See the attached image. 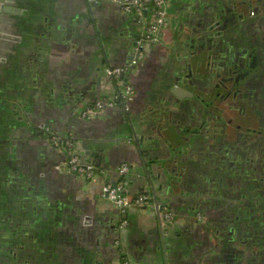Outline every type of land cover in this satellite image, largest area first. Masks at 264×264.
Here are the masks:
<instances>
[{
    "label": "crops",
    "instance_id": "crops-1",
    "mask_svg": "<svg viewBox=\"0 0 264 264\" xmlns=\"http://www.w3.org/2000/svg\"><path fill=\"white\" fill-rule=\"evenodd\" d=\"M0 2L14 10L0 12V31L10 36L0 37V264H115L117 209L103 197L102 179L86 185L58 172L55 165L66 151L53 146L40 126L72 133L82 157L99 158L105 170L141 161L147 148L154 151L150 140L145 145L146 137L162 136L174 144L178 123L172 119L179 104L173 114L167 92L184 85L175 78L188 73L190 43L199 38L213 46L217 40L264 36V17L248 16V0H169L162 43L147 44L127 76L137 90L130 119L126 123L127 114L115 108L89 121L73 115L72 107L116 94L105 69L129 61L140 35L137 20L107 0ZM253 2L264 7V0ZM136 133L144 138L143 153L134 142ZM109 170L112 181L116 174ZM141 176L144 170H132L133 194L150 189ZM167 201L188 216L180 198ZM84 216L91 224L83 223ZM127 217L130 246L143 264H166V252L184 262V248L198 257V231L190 223L172 242L163 236L153 208Z\"/></svg>",
    "mask_w": 264,
    "mask_h": 264
},
{
    "label": "flooded vegetation",
    "instance_id": "flooded-vegetation-1",
    "mask_svg": "<svg viewBox=\"0 0 264 264\" xmlns=\"http://www.w3.org/2000/svg\"><path fill=\"white\" fill-rule=\"evenodd\" d=\"M248 5L250 18L257 19L259 15L264 17V7H260L259 3L248 0ZM4 8V3L0 2V10ZM163 33L160 42H147L144 50L147 44L162 43ZM11 36L18 39V36ZM0 37L10 38L2 31ZM139 39L134 41L132 45L134 48L138 45ZM199 40L198 38V43L194 41L190 43L191 47L194 43L192 47L194 50L189 58L195 59L188 63L191 69L186 67L188 73L176 77L181 78L179 81L184 84L183 86L179 84L182 87L180 94L183 98L173 101L175 97L170 93L172 88L167 92V97L173 101L170 106L173 114H178L179 111V115H175L172 123H178L174 142L184 144L185 147L183 162L178 164V167H172L174 171L171 173L168 189L158 194L150 188L144 193L148 196L151 208L156 211L160 222H163L162 213L165 208L172 213L173 226L171 228H166L167 225L162 224L160 226L163 236L170 241L174 242L172 239L183 233L188 223L193 228L198 223V257L194 252L184 248L186 257L184 262L179 261L178 257L172 258L171 253L168 255V264H264V36H254L243 41L217 40L213 46ZM225 46L227 48H223ZM143 54L140 57L136 56L137 61H133L137 64ZM114 68L116 67H107L105 74L115 81L116 94H119L125 83L130 80L127 77L126 79L111 77L108 71ZM116 94L98 99L113 98ZM136 97L135 88L134 99L128 109L120 99H117L115 105L106 109L102 115L85 117L84 110L97 99L87 106H82L81 103L73 105L72 114L82 120L92 121L102 119L110 110L119 108L127 114L125 118L127 123L130 119L131 104ZM176 103L179 104L178 111L174 106ZM40 128L48 140L52 134L70 135L82 157L80 141L72 133L61 134L46 125ZM68 154L66 151V158ZM88 162L93 163L98 169L105 168L98 166L93 160ZM122 163L114 169L107 170L110 172L113 170L117 178V170ZM127 163L130 164L129 172L124 178L130 191L129 177L132 170L138 168L143 171L144 166L140 160ZM59 165L60 163L55 165V169L68 174L62 168H58ZM73 176L86 185L93 182L74 174ZM98 179L101 178L94 181ZM108 179V177L102 179V195L106 184L114 181ZM172 197H178L185 203L189 211L187 217L175 210L172 201H167ZM141 209L144 208L134 210ZM128 213L122 217L118 215V211L116 214L118 222L113 238L114 263L123 264L129 261L131 264H143L138 260V253L130 246L131 222L127 217ZM121 218L128 222L124 229L120 228ZM91 222L90 216L83 217L85 225ZM117 239H120L119 245L116 244ZM173 245L178 247V243Z\"/></svg>",
    "mask_w": 264,
    "mask_h": 264
},
{
    "label": "built area",
    "instance_id": "built-area-1",
    "mask_svg": "<svg viewBox=\"0 0 264 264\" xmlns=\"http://www.w3.org/2000/svg\"><path fill=\"white\" fill-rule=\"evenodd\" d=\"M119 6L122 13L133 15L140 27V39L135 50L142 48L147 42H160L163 31L169 25V0H107ZM143 54L139 53V57ZM136 61L127 63V65L116 67L108 74L111 77L118 78L122 71H129V68ZM135 95V87L131 82L125 83L123 90L116 94L113 98L98 99L92 105L88 106L83 115L85 117H95L102 115L106 109L112 108L115 105V100L120 99L124 106L128 109L129 104L133 101ZM50 143L60 149L66 150L69 156L60 163L58 168H62L68 174H74L77 177L84 178L88 181H94L97 178L105 179L108 177V172L104 169H98L93 163L85 161L77 150L76 143L69 135L63 136L59 134H52ZM130 164L122 163L117 170V178L114 181L107 183L103 188V195L108 199L117 209L120 217L126 215L129 211L135 208L151 207L152 204L145 193L138 195H131L126 186V176L129 172ZM163 226L166 228L173 226L172 213L166 208L162 213ZM120 228L127 227V220L121 218L119 220ZM120 244V239L116 241ZM123 264H131L125 261Z\"/></svg>",
    "mask_w": 264,
    "mask_h": 264
},
{
    "label": "water",
    "instance_id": "water-1",
    "mask_svg": "<svg viewBox=\"0 0 264 264\" xmlns=\"http://www.w3.org/2000/svg\"><path fill=\"white\" fill-rule=\"evenodd\" d=\"M170 4H171V2H170ZM3 11H5V12H12L13 11L14 12L13 8H11V7H5L4 9L0 10V12H3ZM125 15H127V14H125ZM128 16H132L133 19H136L133 15H128ZM138 38H140V36ZM192 47H194V43H193ZM143 50H144V46L142 48H140V50H138V52H136L135 48L132 46V55L129 58V61L127 63H130L133 60H136V56H138L140 51L143 52ZM192 60L195 61V59L190 58L189 62ZM136 67H137L136 63L132 64L130 66L131 70H129L128 72L122 71L118 78L119 79H126L127 74L129 75L131 73V71L133 69H135ZM189 68H190V66H189ZM179 80L180 79L175 78L176 82H178ZM180 90H182V87L178 83L175 84L174 87H172L170 93L175 97L173 101H179V100H181V98H183L180 94ZM162 127H163V125L160 127V131H162L161 130ZM137 138L138 137H137V133H136L135 134V144L139 148L140 152L143 153V151H144V148H143L144 138H142V139L139 138L138 140H137ZM151 139H153V140H151ZM148 140H150L149 146H151V148H153L155 152L152 149H150V147L148 146V142H147ZM145 145L149 148H147L148 151H145L143 153L141 163L144 166L143 170L146 173V176L145 177L141 176V177H142V179L144 178L145 183L146 184L148 183L150 188H152L155 193L160 194L163 190L168 189V187L170 185L171 173L174 171V170H172V167H175V166L178 167V164L180 165V163L183 162L182 161V158H184L183 148H185V147H184V144H181L178 142H174V144L167 142L166 140H164L162 138V136L158 137V138H154L153 136H150L148 138L146 137ZM63 160H61L59 163H61ZM98 160H99V158L97 159V163H96L97 165H99ZM129 193L131 195H136V194H133L131 190L129 191ZM158 222H159L160 226H161V224L163 226V222H160L159 218H158ZM197 225H198V223L196 224V226H194L195 229H197ZM164 249H165V247H164ZM164 251L166 252V250H164ZM138 260L142 261V257H139ZM168 261H169L168 253L166 252V264H168Z\"/></svg>",
    "mask_w": 264,
    "mask_h": 264
},
{
    "label": "trees",
    "instance_id": "trees-1",
    "mask_svg": "<svg viewBox=\"0 0 264 264\" xmlns=\"http://www.w3.org/2000/svg\"><path fill=\"white\" fill-rule=\"evenodd\" d=\"M221 251V250H220ZM227 252V251H226Z\"/></svg>",
    "mask_w": 264,
    "mask_h": 264
}]
</instances>
